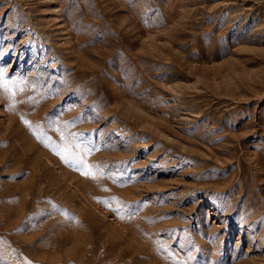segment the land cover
<instances>
[{
	"label": "rangeland",
	"instance_id": "1",
	"mask_svg": "<svg viewBox=\"0 0 264 264\" xmlns=\"http://www.w3.org/2000/svg\"><path fill=\"white\" fill-rule=\"evenodd\" d=\"M0 264H264V0H0Z\"/></svg>",
	"mask_w": 264,
	"mask_h": 264
},
{
	"label": "snow or ice",
	"instance_id": "2",
	"mask_svg": "<svg viewBox=\"0 0 264 264\" xmlns=\"http://www.w3.org/2000/svg\"><path fill=\"white\" fill-rule=\"evenodd\" d=\"M4 87L7 89L8 87L7 81L4 82ZM12 94L13 96H15V92H13ZM24 123L28 125L29 127H32L31 122L29 120L25 119ZM56 130L58 132L60 131L59 128H57ZM60 135L63 137L64 133L60 132ZM92 151H93L92 148L84 149V152L88 153L89 155L91 154ZM57 155H59L66 164H69L70 166H75L76 171H79L82 175H84L87 178H91L94 181H100L105 176L104 168L101 165L93 166V165L88 164L84 158L83 153H79V154L72 153V152H69L67 149H65L63 151L57 152ZM73 161H76L78 166L74 165ZM105 191H108V189L105 188ZM112 199L116 203V205H118V207L113 208L112 210L115 211L120 216L121 219H124L125 217L123 215V207H124L123 203L119 200L118 197H113ZM103 203H105L110 208L112 207L111 203H109V201L107 200L103 201Z\"/></svg>",
	"mask_w": 264,
	"mask_h": 264
}]
</instances>
